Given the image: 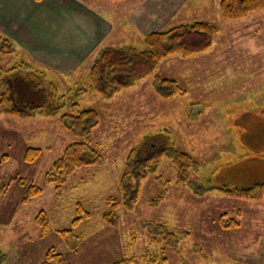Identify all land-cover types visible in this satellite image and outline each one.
I'll list each match as a JSON object with an SVG mask.
<instances>
[{"label": "rangeland", "instance_id": "obj_1", "mask_svg": "<svg viewBox=\"0 0 264 264\" xmlns=\"http://www.w3.org/2000/svg\"><path fill=\"white\" fill-rule=\"evenodd\" d=\"M81 1L108 15V0ZM113 1L115 29L88 60L72 61L64 48L33 54L14 42L24 53L0 55V67L28 62L64 94L103 47L141 46L149 32L196 21L217 33L206 52L157 66L154 74L176 81L182 95L158 97L148 77L109 101L79 96L80 108L99 116L91 147L101 162L76 170L63 184L51 182L53 164L79 141L63 126L64 112L0 115V264H264V192L249 198L194 194L177 182L167 159L141 182L130 211L114 213V225L102 220L111 203L122 200L128 155L148 136L143 145L157 148L153 135L163 131L201 165L199 182L230 188L264 183V10L232 21L221 17L219 0ZM29 147L39 152L26 162ZM29 187L39 193L25 201ZM79 204L90 216L73 225Z\"/></svg>", "mask_w": 264, "mask_h": 264}, {"label": "trees", "instance_id": "obj_2", "mask_svg": "<svg viewBox=\"0 0 264 264\" xmlns=\"http://www.w3.org/2000/svg\"><path fill=\"white\" fill-rule=\"evenodd\" d=\"M259 10H264V0H219L220 15L226 20H238ZM216 33L217 28L214 25L196 21L179 24L164 31L149 32L143 36L141 46L128 44L103 47L93 59L85 77L79 79L76 86L64 94L58 93L51 78L31 68L28 62L19 61L6 69L0 67V115L28 118L37 114L55 116L64 112L60 116L63 126L79 141L69 144L53 164L55 179L51 182L56 183L57 178V182L63 184L76 170L97 166L101 162L99 153L91 147V134L98 125L99 116L95 110L81 109L77 103L79 96L94 94L109 101L148 77L152 78V89L158 97L168 99L182 95L183 91L176 81L154 74L157 66L170 57L188 58L206 52ZM17 49L14 41L0 36V55L24 53ZM153 136L158 137L157 148L143 145L151 137L148 136L126 158L125 171L119 183L122 200L111 203L110 210L103 213L104 223L114 225V213L121 208L130 211L134 207L141 182L157 172L162 159L171 161L176 169L177 182L197 195L218 191L239 198H249L251 193L261 190L264 192V183L230 188L225 183L221 184L223 186H207L199 182L198 179L202 178L201 165L187 153L177 149L166 132ZM139 151H142L141 156ZM38 152V149L27 148L25 161L31 162ZM194 176L197 178L192 179ZM38 193L33 187H29L25 201ZM77 214L79 215L73 220V225L90 216L80 204ZM41 225V232H45V220ZM158 226L163 229V226Z\"/></svg>", "mask_w": 264, "mask_h": 264}, {"label": "crops", "instance_id": "obj_3", "mask_svg": "<svg viewBox=\"0 0 264 264\" xmlns=\"http://www.w3.org/2000/svg\"><path fill=\"white\" fill-rule=\"evenodd\" d=\"M113 2L108 0L104 15L81 0H0V31L30 53L64 48V56L72 61L77 56L86 61L115 29V12L109 8Z\"/></svg>", "mask_w": 264, "mask_h": 264}]
</instances>
